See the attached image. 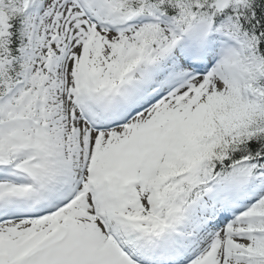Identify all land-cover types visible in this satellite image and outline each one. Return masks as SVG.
Returning <instances> with one entry per match:
<instances>
[{"label": "snow or ice", "instance_id": "6c2138e0", "mask_svg": "<svg viewBox=\"0 0 264 264\" xmlns=\"http://www.w3.org/2000/svg\"><path fill=\"white\" fill-rule=\"evenodd\" d=\"M0 264H264V0H0Z\"/></svg>", "mask_w": 264, "mask_h": 264}]
</instances>
